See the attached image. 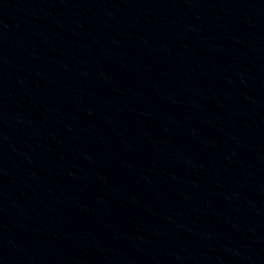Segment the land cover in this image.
<instances>
[{"label": "water", "instance_id": "obj_1", "mask_svg": "<svg viewBox=\"0 0 264 264\" xmlns=\"http://www.w3.org/2000/svg\"><path fill=\"white\" fill-rule=\"evenodd\" d=\"M0 264H264V0H0Z\"/></svg>", "mask_w": 264, "mask_h": 264}]
</instances>
